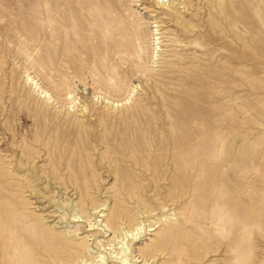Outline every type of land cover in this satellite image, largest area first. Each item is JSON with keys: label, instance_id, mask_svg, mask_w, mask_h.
<instances>
[{"label": "rangeland", "instance_id": "obj_1", "mask_svg": "<svg viewBox=\"0 0 264 264\" xmlns=\"http://www.w3.org/2000/svg\"><path fill=\"white\" fill-rule=\"evenodd\" d=\"M172 1L0 0V223L16 229L0 234V264L80 261L32 241L38 225L55 247L88 236L107 264H136L151 242L145 264H264V15L241 16L254 0H182L171 15ZM217 130L234 154L192 179L233 178L235 233L226 191L203 210L170 183ZM119 206L144 222L123 240L105 223ZM25 233L23 261L8 242Z\"/></svg>", "mask_w": 264, "mask_h": 264}, {"label": "bare ground", "instance_id": "obj_2", "mask_svg": "<svg viewBox=\"0 0 264 264\" xmlns=\"http://www.w3.org/2000/svg\"><path fill=\"white\" fill-rule=\"evenodd\" d=\"M157 2L164 4V3H167L168 0H165V1L164 0H157ZM171 3H172V10H173L171 15H175V14L179 13L180 12L179 7H182L181 9H184L187 6L186 5L187 2H184L182 0H179L177 2V4H175L174 1H172ZM263 3H264V0H254V2H252V4L250 5L252 7L251 8L248 7L247 10L243 11L241 16L246 18V15H253L254 14V15L258 16V18H259L261 15H264V7L262 6ZM234 8L236 10H238L236 7H234ZM238 18H239L238 21L240 20V22H241V17H238ZM263 21H264V17H263ZM210 25L214 28L217 27V25L214 23H211ZM253 25L250 26L249 28L251 30H253L254 34H256V28ZM262 29L260 30V32L262 31ZM158 34L159 33H155V34H152V36L154 37ZM140 39L141 38L137 37L136 40H140ZM153 39H154V41H158L160 38L157 37V38H153ZM157 44H159V43H157ZM140 52H141V46L136 45V51H135L136 57L139 56ZM244 79H246V77ZM235 113H236V110H235ZM215 121L219 122V123H215L213 121L212 124L209 123V125H208L209 128H219L220 127L219 124H221L222 121L221 122L217 121V120H215ZM224 125H222V126H224ZM231 126H232V124H231ZM225 127L227 128L226 125H225ZM224 133L221 130H217V132L214 136V139H217L216 143L206 144L205 140L202 142H197V144L195 145L196 146V153L198 152L199 155L198 156L195 155L196 157L193 158V161H191V159L190 160L187 159L188 162L184 165L183 164L179 165L178 168H176V167L170 168L169 169V171H170L169 175H170V183L172 185V189H174L172 193H176V194L181 193L182 188H183L182 183H181V181H182L183 183L187 184L188 190L190 192H192L193 194H194V192H197V194H195L197 204L201 208H203V210H205V208H206L204 205L205 203L212 201L217 196H223L224 191H226V196L228 199L226 201H224L223 203H221L220 205H221V208L223 210H229V211L231 210L232 213H230L227 217L222 218L221 222H227L228 225L231 226L232 232L235 233L236 229L238 227H242L244 222H240L239 218L236 217L235 213H234L235 211L238 212L239 207H238L237 200H236L237 187L235 186V181L233 180V178H232L231 183L229 182L228 178L224 175L213 176L210 174H207V175L200 174V176L197 180L193 181V179H192L193 176H197L202 171L201 166L204 165L207 158L218 157L221 160H225L226 158L230 159L231 156L234 154L232 145L226 143V137H224V135L226 136L227 133L226 134H224ZM188 141L186 140L185 144H187ZM190 151H193V149L191 150V149L186 148L182 154L188 155V153ZM206 155H207V157H206ZM234 169L235 168H232L233 173H234ZM183 174L186 176H182ZM165 180H167V178ZM179 180H181V181H179ZM135 196H136V194H135ZM172 197H173V195H172ZM175 197L177 199L180 198L177 196H175ZM131 198H134V197H131ZM136 200H133V202L131 203V205L136 206V208L138 209V210H136L137 211L136 215H138V216L145 215L147 213V211L142 210V207H141L142 204L140 203L142 201L139 200L136 202ZM153 210L154 209H152V211ZM152 211L148 210V212H152ZM137 213H139V214H137ZM136 215H135V212L131 214V213H129L128 209H126L122 206H119L116 210L113 211V216H112L113 220L111 219L112 225H109V223L105 220V223H107L106 227H108V229H110V230L114 229V230L121 232V235L124 234L122 240L124 239V237H127L126 235H129V234H131V237H132L133 233L136 232V235H137L138 231L143 230L142 224L144 222L143 221L141 222L140 220L142 218H139ZM123 223L127 224V228L121 230L120 227L123 225ZM245 223L247 226L251 227L250 221H247ZM99 226H101V225H99V224L96 225V228H98ZM90 227H92V226H90ZM15 230H16L15 228L11 227L8 224L0 223V234L1 235L5 236L7 233H10V232L15 231ZM88 231H90V230H88ZM54 232H55V229H53V228L44 229L41 225H38L34 230V236L32 238V241L34 240L38 245L41 246V248L45 252H48V254L50 256H52L54 259H61L64 255V256H69V257L72 256V257L80 260L77 264H107L105 257L102 256V254H99L97 249H94L91 247V245H89L88 236H86L83 239L73 238V241L70 240L71 242L66 243V244H63L60 241L59 246L55 247V243L59 239V235L55 234ZM62 234H67V233L63 232ZM36 235L43 236L42 240L38 241L36 239ZM27 238H28V235L25 233V234H23V237L19 240H15V239L9 240L8 243L11 244L17 252L16 259H21L23 261L28 259V255L26 253V248L24 246V240ZM146 246H148L149 247L148 249H151V250H147ZM126 250H127V248H126ZM156 251L157 252L160 251L159 246L156 244V242H151L150 244H145V248H140L138 250L139 257L135 260V263L136 264L147 263L148 261L145 259L146 258H149V259L153 258ZM140 258H142V260L138 262V259H140ZM129 261H131V260H129L128 257L126 256L123 259L121 258L120 264H127Z\"/></svg>", "mask_w": 264, "mask_h": 264}]
</instances>
